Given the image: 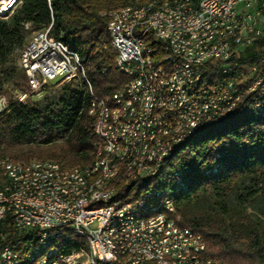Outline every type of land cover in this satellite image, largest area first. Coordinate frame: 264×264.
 Listing matches in <instances>:
<instances>
[{
	"label": "trees",
	"instance_id": "obj_1",
	"mask_svg": "<svg viewBox=\"0 0 264 264\" xmlns=\"http://www.w3.org/2000/svg\"><path fill=\"white\" fill-rule=\"evenodd\" d=\"M145 1L18 0L8 14L0 16V73L14 70V54L31 32L52 23L51 35L79 55L93 93L113 97L131 77L116 65L117 53L107 28L109 14ZM148 45L154 49L155 63L161 64L162 41L149 36ZM261 45L239 50L232 58L238 63L236 69L245 71L255 64L263 53ZM25 84L21 68L16 73L8 70L0 75V94L4 86L25 91ZM63 89L66 96L46 106L9 98L8 111L0 118V161L49 159L71 168L93 159L90 93L83 80L67 83ZM212 164L218 165L217 171L206 173ZM177 168H183L187 184L175 195V214L179 225L202 235L204 255L219 264H264V114L254 109L250 97L187 135L154 176L118 184V195L134 200L151 186L163 188ZM2 224L0 231H8L6 242L13 245L14 230L8 219Z\"/></svg>",
	"mask_w": 264,
	"mask_h": 264
},
{
	"label": "built area",
	"instance_id": "obj_2",
	"mask_svg": "<svg viewBox=\"0 0 264 264\" xmlns=\"http://www.w3.org/2000/svg\"><path fill=\"white\" fill-rule=\"evenodd\" d=\"M14 1V0H13ZM215 1H222V9H215ZM17 3H14V7ZM143 10V9H142ZM9 12V11H8ZM124 12L109 19L115 32L117 45L122 51L121 65L124 70L135 73L136 85L140 94L144 89H151V96L157 98V106L164 111V118L153 117V109L145 113H126L131 117V125H123V131L132 130L133 142L141 141L143 148H147V137L150 131H158L161 124H168L173 128V119L178 115H186V124L182 130H174L171 146H164L160 141V154L157 159L158 172L162 156L169 153V147H174L183 140V134L188 130L203 125L204 122L218 119L219 116L230 113L245 96H249L255 110L257 105L264 103V0H241L238 4H231V0H203L200 7L182 8L177 11V17L172 19L157 18L152 14L153 24L149 28L133 25V16L140 13ZM230 13H239V20L229 30H223L216 35V44H206V36L211 32H202V25L210 21V17L228 16ZM178 19L192 21L193 26H200V35L197 41L187 39V32L192 28H185L179 33V39H170L168 32H164V23L178 22ZM156 31L158 39H165L169 55L178 61L177 74H168L172 81L171 100L161 98L156 88V78L150 77V69H138L136 46L145 49V61L152 62L153 51L147 47L146 39H133V32ZM262 43V55L256 63L245 67V71L237 70L238 63L232 60L233 56L246 46ZM19 64L25 75L27 91L16 89L14 98L25 103L31 94L39 95L42 92H51L53 86L76 81L77 73L72 70V61L69 56L62 54L61 48L56 46V40L51 35L49 25L34 32L20 52ZM163 69V68H160ZM223 70H234L235 80H220ZM204 78H215V85H204ZM172 94H181L182 104L174 105ZM121 101L132 99L130 90L120 91ZM101 96H99L100 109ZM9 98L0 94V118L8 111ZM118 124V123H117ZM106 125H100L98 132H105ZM136 128H143L144 140H137ZM99 143V139H95ZM127 154L125 155V157ZM107 162V161H106ZM144 155L135 166L143 167L145 175ZM98 165L88 164V171H96ZM216 166H208L215 169ZM66 172V171H63ZM50 175L51 171L43 172ZM184 175L182 168L181 177ZM135 176V173H133ZM86 175H76L75 181ZM39 178V176H35ZM173 178V177H172ZM19 179V178H18ZM140 178H136L138 180ZM75 181L73 188H57L62 191V199L45 200L38 202V207H31V213H21L15 210L9 218L8 224L13 229L14 222H21V230H14L15 243L6 242L8 231L0 235V264L25 263L26 253L32 251L36 241H49V238L58 239V232L89 233L91 242L98 249L100 261H116L112 242H119L120 247L127 246V241L139 242L146 250L161 251L164 261H180L185 264H219L204 255L206 244L202 235L192 228L181 226L179 216L175 214V205L169 206V213L159 214L146 220L126 219V211L139 204L143 199L129 200L120 197L118 193H111L105 189L96 193L94 200H86L85 196H75ZM132 184V183H130ZM54 186V185H53ZM1 187V186H0ZM177 187V186H173ZM152 188V186H151ZM13 198L1 194L2 202ZM29 204L30 197L18 198ZM49 203H57V211L49 210ZM108 220H120V227L106 229ZM34 231H41V239H34ZM83 242V241H82ZM117 262V261H116ZM120 264V262H117ZM56 264H98L90 261L89 253L76 252L72 248L69 254ZM127 264H139L138 256L133 257Z\"/></svg>",
	"mask_w": 264,
	"mask_h": 264
},
{
	"label": "bare ground",
	"instance_id": "obj_3",
	"mask_svg": "<svg viewBox=\"0 0 264 264\" xmlns=\"http://www.w3.org/2000/svg\"><path fill=\"white\" fill-rule=\"evenodd\" d=\"M17 1L0 0V16L12 10L14 3H17ZM240 1L231 0V4H238ZM202 3L203 0H147L141 5H126L115 9L109 15L111 18L124 12L141 11L133 16V25L149 28L153 24L152 14L156 13L157 18L172 19V17H177V11H181L182 8L200 7ZM215 9H222V1H215ZM237 20H239V13H230L225 17H210V21H206V24L202 25V32H211V35L206 36V44H216V35L223 30L232 28ZM49 28H52V23L49 24ZM107 28L110 33L112 48L117 53L116 65L131 77V81L113 97H101L99 111V96L93 93L91 83L85 76L79 55L62 40L55 39L56 46L61 48L62 54L70 57L72 70L77 73V78L85 82L91 96L88 113L94 118L92 132L95 139H99V143H95L94 157L88 164L95 163V165H98L96 171L87 172L88 164L63 168L57 162L49 159L30 160L23 163L14 162L8 157L2 159L0 161V200L1 194L13 196V198L2 202L0 205V226L5 219H8L9 222V218L14 215L15 210H21V213H31V207H38V202L41 199H62V191L57 188H73L76 175H86V177H80L75 181V196H85L86 200H94L96 193L105 189H111V193H118L117 185L120 183L128 185L136 181V178L154 176L157 169L158 155L160 154L158 137L161 138V142H164V146H171L174 130L184 128L186 115L175 116L173 128L168 127V124H161L158 131H150L147 137V148L142 147L141 141L133 142L132 130L123 131V125H131V117H126V113H133L134 107L136 113H145L149 108H154L153 117L156 118H164V111L161 108H155L157 98L150 97L151 89H144V92L140 94L136 81H133L135 80V73L124 70L121 65L122 51L120 46L117 45L111 23H108ZM185 28H192V21L178 19V22L164 23V32H168L170 39H179V33H184ZM199 35L200 26H193L187 32V39L197 41ZM149 36L162 41L163 57H161L164 63L156 64L153 55L152 62H144L145 49L143 46H136L138 69H150V77L156 78V88L157 91H160L161 98L171 100L172 81L168 74H177L178 61L175 57L169 55L165 39H158L156 31L133 32V39H146L147 47H151L148 45ZM152 51H154L153 48ZM233 72L234 70H223L220 73V80H235L232 75ZM204 85H215V78H204ZM127 89L130 90L132 99H127L126 102L121 101L120 91H127ZM172 102L174 105H181V94H172ZM257 110L262 111L264 114V103L257 105ZM99 119L100 125H106L105 132H98ZM212 121L204 122L203 125L210 124ZM197 128L188 130L186 134H183V139L194 133ZM136 137L137 140H144L143 128H136ZM174 147H169V153ZM169 153L162 156L161 164ZM142 154L146 162L145 174H149L144 177L143 167L135 166L138 160L141 159ZM214 166H216L215 169L206 170V173L216 172L218 165ZM47 171H51L53 174H61V177L52 175V185L43 186V183L50 182V175L43 173ZM133 173H135V176H133ZM181 174L182 170L177 168L171 172L168 184L165 187H150L140 192L135 199H145L126 211V219L146 220L150 217H157L162 213H169L167 202L174 205L175 195L182 191L187 184V180L183 175L182 183L181 177H175V175ZM35 176H39V178H35ZM22 197H30L29 204H25V202L18 199ZM49 210L57 211V203H49ZM116 227H120V220H108L106 222V229ZM13 230H21V222H14ZM5 231L6 229L1 230L0 235ZM34 239H41V231H34ZM83 246H85V253H89L92 263L118 264L117 262H120V264H127L133 257L138 256L139 264H185L180 263V261H164V254L161 251L146 250V255H139L143 254V247H139V242L134 241H127L125 248L120 247L119 242H112V249L115 250V260L117 262L100 261L98 249L91 242L89 233L80 234V232L69 231L58 232V239L49 238V241H36L32 251L26 253L25 263L17 264H56L58 260L65 258L72 248L76 252H83Z\"/></svg>",
	"mask_w": 264,
	"mask_h": 264
},
{
	"label": "rangeland",
	"instance_id": "obj_4",
	"mask_svg": "<svg viewBox=\"0 0 264 264\" xmlns=\"http://www.w3.org/2000/svg\"><path fill=\"white\" fill-rule=\"evenodd\" d=\"M141 5V4H140ZM11 11V10H10ZM9 11V12H10ZM6 14H8V13H6ZM6 14H4V15H2V16H5ZM109 14V13H108ZM34 33V31L33 32H31V34L26 38V41H25V44H24V46L26 45V43H27V41L29 40V38L31 37V35ZM23 46V47H24ZM23 47H22V49H23ZM22 49H19V50H17L16 52H15V54H14V66H13V69L14 70H11V69H5L4 71V73H0V75H5L6 74V71H8V70H10L12 73L14 72V73H16V71H20V64H19V55H20V52H21V50ZM76 81L78 82V81H80V79L79 78H77L76 79ZM26 83V82H25ZM67 83H65V84H59V85H57V86H53V89H52V91L51 92H48V91H46V92H42V93H40L39 95H36V94H31V95H29L28 97H27V99H26V102H28V103H34V104H37V105H41V106H46V105H48V104H51V103H53V102H57L60 98H62V97H65L66 96V92H65V90L63 89V87L66 85ZM24 88H25V91H27L28 89H27V86H26V84L24 85ZM17 89V88H16ZM16 89H13L12 88V86H4L3 88H2V90H1V94H4V95H6V96H8V98H10V97H14V91L16 90ZM19 89V88H18Z\"/></svg>",
	"mask_w": 264,
	"mask_h": 264
}]
</instances>
